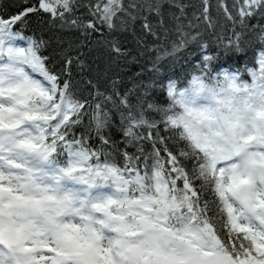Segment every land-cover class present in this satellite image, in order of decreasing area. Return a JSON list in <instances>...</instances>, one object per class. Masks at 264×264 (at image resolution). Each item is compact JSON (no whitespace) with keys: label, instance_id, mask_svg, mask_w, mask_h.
Segmentation results:
<instances>
[{"label":"snow or ice","instance_id":"snow-or-ice-1","mask_svg":"<svg viewBox=\"0 0 264 264\" xmlns=\"http://www.w3.org/2000/svg\"><path fill=\"white\" fill-rule=\"evenodd\" d=\"M0 264H264V0H0Z\"/></svg>","mask_w":264,"mask_h":264},{"label":"trees","instance_id":"trees-1","mask_svg":"<svg viewBox=\"0 0 264 264\" xmlns=\"http://www.w3.org/2000/svg\"><path fill=\"white\" fill-rule=\"evenodd\" d=\"M259 49H257L258 53ZM212 55L216 56L215 64L216 68L214 69L215 72L223 71L228 75H235L237 76L238 80L248 81V70L253 67L252 59H253V52L251 50L248 51H241V52H217L214 48ZM196 53L191 56V63L195 64L198 63L196 59ZM181 64L187 67L188 62L181 60ZM176 73L180 72V68L177 67L173 70ZM175 78V77H174Z\"/></svg>","mask_w":264,"mask_h":264},{"label":"rangeland","instance_id":"rangeland-1","mask_svg":"<svg viewBox=\"0 0 264 264\" xmlns=\"http://www.w3.org/2000/svg\"><path fill=\"white\" fill-rule=\"evenodd\" d=\"M239 81H241V82H246V81H244V80H239Z\"/></svg>","mask_w":264,"mask_h":264}]
</instances>
